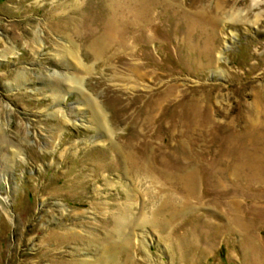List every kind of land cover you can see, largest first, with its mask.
<instances>
[{
  "label": "rangeland",
  "instance_id": "obj_1",
  "mask_svg": "<svg viewBox=\"0 0 264 264\" xmlns=\"http://www.w3.org/2000/svg\"><path fill=\"white\" fill-rule=\"evenodd\" d=\"M0 264H264V0H0Z\"/></svg>",
  "mask_w": 264,
  "mask_h": 264
},
{
  "label": "bare ground",
  "instance_id": "obj_2",
  "mask_svg": "<svg viewBox=\"0 0 264 264\" xmlns=\"http://www.w3.org/2000/svg\"><path fill=\"white\" fill-rule=\"evenodd\" d=\"M102 4V3H101ZM103 5V4H102ZM102 8V7H101ZM106 15V14H105ZM135 22H138L142 19V17L140 16V19L138 17H135L134 18ZM144 20V19H143ZM114 25V23H112V26ZM110 26V29H114L115 25L112 27ZM105 27H109V26H105ZM103 33V34H102ZM100 35H99V40H100V44L99 43V40L98 38H95L96 40L94 42H92L90 45L92 47V50H93V55H95L96 59L99 58V52L105 48L103 47V45L105 44L106 40H107V36L109 35L108 32H102ZM113 34V32H111ZM112 34L110 35V37L112 36ZM114 38V37H112ZM116 38V37H115ZM93 41V40H92ZM89 45V46H90ZM74 46V45H73ZM69 54H71V58L73 59V62L74 60L76 62L79 63V60H78V57L76 56V53L75 52H72ZM67 62V60L65 61ZM149 64V63H148ZM82 65V64H81ZM77 66V65H76ZM78 67V66H77ZM69 68V67H68ZM86 70H88V67L87 66H84L82 65L80 67V72H86ZM134 71V70H133ZM131 74H133L134 76H140L139 74H137L136 72H131ZM81 74H78L76 73V71L74 72L73 71V74L72 75H67V74H63V73H55L53 74L52 78L50 79V81H48V87L50 88V94L52 96H65V92L68 90V86L69 84H74L73 86H70V89L69 90H72L73 88L75 89V91L79 94L78 95V98L79 100L81 101L80 103L84 106L85 110L84 111V114H83V117L85 119V123L87 122L89 124V128H96L97 131L100 133H102V135H108V134H111V129H110V122H109V119L107 118V114H106V111L105 109L101 106V104L98 102V101H95L93 100L92 98L88 97V95L85 93V91L82 92V89L80 88L79 85H77V83L81 82L82 80V77H80ZM51 77V76H50ZM20 78V77H19ZM50 95V96H51ZM135 99V98H134ZM97 100V99H96ZM131 109V108H130ZM62 118L60 117V120ZM180 147V146H179ZM131 151V150H129ZM133 153V151H132ZM187 153V152H186ZM186 155V154H185ZM127 157H129V155H127ZM133 157V156H132ZM131 157V158H132ZM137 157V156H136ZM126 158V157H125ZM130 158V159H131ZM135 158V157H134ZM130 159L128 158L127 160L128 161H125L123 159L124 164L126 166H130L131 168L135 167L137 170L139 169L140 167V164L135 160V159ZM150 161V160H149ZM125 166V167H126ZM133 166V167H132ZM100 167V166H99ZM127 168V167H126ZM134 170V169H132ZM148 172V171H147ZM193 172V171H192ZM196 174V173H195ZM177 175V174H175ZM179 175V174H178ZM191 176V175H190ZM158 179V178H157ZM180 179V178H179ZM184 180V179H183ZM144 181V180H143ZM169 181V180H168ZM137 183V182H136ZM161 183V182H160ZM173 183V182H172ZM158 184V183H157ZM177 187V186H175ZM169 192V191H168ZM167 194V193H166ZM170 194V193H169ZM176 194V193H175ZM168 195V194H167ZM175 198V197H173ZM162 200V199H161ZM170 200V199H169ZM161 202V201H160ZM159 202V203H160ZM163 202V200H162ZM169 203V202H168ZM167 201H164L160 207H165L166 205H168ZM127 204V203H126ZM130 206V205H129ZM121 208V207H120ZM124 208V207H123ZM97 209V208H96ZM124 210V209H123ZM100 213V212H99ZM103 213V212H102ZM124 213V212H122ZM79 214V213H78ZM77 215V214H76ZM103 215V214H102ZM113 218V217H112ZM135 218L134 217H126V218H121L119 220V223H118V228L121 229V232L124 231V229H126L127 227H130L135 221ZM155 221V220H154ZM74 225V224H73ZM115 231V230H114ZM66 232L67 233H72L74 232V229L71 228H67L66 229ZM77 233V232H76ZM114 233V232H113ZM50 233H48L49 235ZM73 235V234H72ZM121 235V234H120ZM80 239V238H79ZM46 240V238L43 236L41 241L40 242H44ZM78 240V239H77ZM108 243V242H107ZM111 244V243H110ZM109 244V245H110ZM108 245V244H106ZM105 247V246H103ZM105 249V248H104ZM111 254V253H110ZM109 255V254H108ZM111 257V256H110ZM99 258V257H98ZM100 262V261H99ZM115 262V261H114Z\"/></svg>",
  "mask_w": 264,
  "mask_h": 264
}]
</instances>
